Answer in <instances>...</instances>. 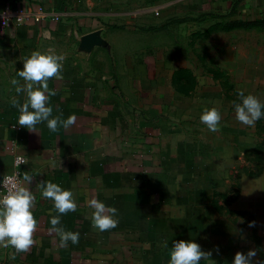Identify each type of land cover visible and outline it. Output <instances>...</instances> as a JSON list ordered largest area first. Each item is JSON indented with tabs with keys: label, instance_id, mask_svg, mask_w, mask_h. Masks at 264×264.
<instances>
[{
	"label": "crops",
	"instance_id": "1",
	"mask_svg": "<svg viewBox=\"0 0 264 264\" xmlns=\"http://www.w3.org/2000/svg\"><path fill=\"white\" fill-rule=\"evenodd\" d=\"M39 7L60 19L1 24L5 11L34 13ZM75 7V0H0V44L7 45L11 55L0 68L11 72V81L15 78L24 85L18 72L33 51L63 54L61 77L48 80L55 93L48 103L53 116L77 118L55 132L46 122L29 130L18 123L20 111L13 104L25 103L26 93L17 92L12 84L4 97L0 179L12 172L16 156L26 159L21 184L36 196L38 225L35 243L25 252L0 242V264H169L173 241L180 239H194L211 252L200 264H232L238 251L252 248L257 249L254 260L264 259V172L241 179L238 207L233 210L249 213L256 232L255 239L241 238L245 227L224 218L210 201L225 183L230 143L197 144L179 134V125L164 126L167 121L151 109L134 114V99L129 110H123L117 81L103 73L99 41L103 33L96 28L81 30L86 19L74 17ZM93 22L88 20V25ZM133 82L126 84L132 88ZM135 93L128 90L127 100ZM25 174L32 176L31 182L24 180ZM45 181L70 189L77 209L60 214L52 199L43 197V188H37ZM93 197L118 209L116 228L100 231L93 226L89 205ZM57 215L66 230L80 233L78 244L69 241L64 246L59 235L49 231L50 219Z\"/></svg>",
	"mask_w": 264,
	"mask_h": 264
},
{
	"label": "rangeland",
	"instance_id": "2",
	"mask_svg": "<svg viewBox=\"0 0 264 264\" xmlns=\"http://www.w3.org/2000/svg\"><path fill=\"white\" fill-rule=\"evenodd\" d=\"M75 1L74 17L86 19L80 29L103 33V73L117 81L123 110L134 99V114L151 109L197 144L230 143L225 183L210 201L245 227L241 238L255 239V220L233 208L241 179L264 172V117L241 129L232 101L241 90L264 101V0ZM6 47L0 44L2 66L11 57ZM1 68L0 107L12 87L11 72ZM130 89L136 93L127 100ZM212 107L222 114L215 132L200 120Z\"/></svg>",
	"mask_w": 264,
	"mask_h": 264
},
{
	"label": "clouds",
	"instance_id": "3",
	"mask_svg": "<svg viewBox=\"0 0 264 264\" xmlns=\"http://www.w3.org/2000/svg\"><path fill=\"white\" fill-rule=\"evenodd\" d=\"M63 54L53 52L33 51L31 56L24 60L22 70L18 75L26 82L21 85L15 78L11 83L16 85L17 92H25L27 100L19 104L13 100L20 111L18 123L26 126L29 130H37V125L42 122L47 123L48 129L55 132L59 126L67 128L76 122V116L69 115L62 118L61 113L53 116V108L48 103L54 91L48 88V80L51 77L59 79L63 70ZM35 85V86H34ZM239 101V102H238ZM238 101H232L235 108V118L243 124L252 126L264 117V101L251 93L245 94L243 90L239 92ZM31 109V110H30ZM202 123L206 124L210 131H217L220 127L222 114L219 109L212 107L203 111L200 116ZM54 166V165H53ZM9 179L3 177L0 185L5 184ZM24 180L31 182L32 176L25 174ZM42 195L51 198L55 209L60 214L75 211L78 207L73 192L70 189L62 188L61 185L45 181L37 185ZM93 210L91 213L93 226L100 231L116 228L119 224L118 209L115 206L106 205L102 200L93 197L89 201ZM36 206V196L29 187L18 186L0 196V242L10 244L17 252H25L35 243L34 232L37 229L38 221L34 216ZM52 227L50 232L59 235L61 244L66 246L69 241L78 244L80 233L78 231L66 230L61 225V216H52L50 219ZM219 252V246H217ZM211 255V252L202 250L201 245L194 239L174 240L170 252L169 264H200V261ZM257 256V249L252 248L247 252L238 251L235 254L232 264H264V259L254 258Z\"/></svg>",
	"mask_w": 264,
	"mask_h": 264
},
{
	"label": "built area",
	"instance_id": "4",
	"mask_svg": "<svg viewBox=\"0 0 264 264\" xmlns=\"http://www.w3.org/2000/svg\"><path fill=\"white\" fill-rule=\"evenodd\" d=\"M31 18L35 21L46 20L48 18H52L53 20L58 21L60 19V16L47 12L43 7H39L38 10L34 13L24 12L23 10H19L13 13L5 11L1 15V24L20 25ZM25 162L26 159L23 156L18 155L15 157L12 172L3 176L9 179L5 181L4 186L0 185V196H3L8 191L13 190L14 187L22 186L21 179ZM3 177L0 180H2Z\"/></svg>",
	"mask_w": 264,
	"mask_h": 264
},
{
	"label": "trees",
	"instance_id": "5",
	"mask_svg": "<svg viewBox=\"0 0 264 264\" xmlns=\"http://www.w3.org/2000/svg\"><path fill=\"white\" fill-rule=\"evenodd\" d=\"M260 171H262V170H260ZM260 174V173H259Z\"/></svg>",
	"mask_w": 264,
	"mask_h": 264
}]
</instances>
